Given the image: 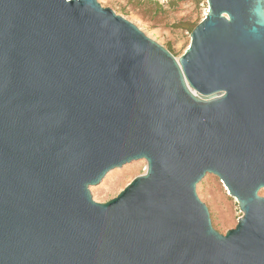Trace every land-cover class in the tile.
<instances>
[{
	"label": "water",
	"instance_id": "water-1",
	"mask_svg": "<svg viewBox=\"0 0 264 264\" xmlns=\"http://www.w3.org/2000/svg\"><path fill=\"white\" fill-rule=\"evenodd\" d=\"M206 3L175 59L96 0H0V264H264V0Z\"/></svg>",
	"mask_w": 264,
	"mask_h": 264
},
{
	"label": "rangeland",
	"instance_id": "rangeland-1",
	"mask_svg": "<svg viewBox=\"0 0 264 264\" xmlns=\"http://www.w3.org/2000/svg\"><path fill=\"white\" fill-rule=\"evenodd\" d=\"M115 15L133 24L146 37L178 59L187 49L192 29L207 13L206 0H96ZM143 160L131 162L106 174L97 186L90 187L93 201L105 203L117 196L137 176L145 173ZM196 194L208 209L212 228L220 234L233 229L241 217L237 203L213 175L197 184ZM264 197V191L259 193Z\"/></svg>",
	"mask_w": 264,
	"mask_h": 264
}]
</instances>
